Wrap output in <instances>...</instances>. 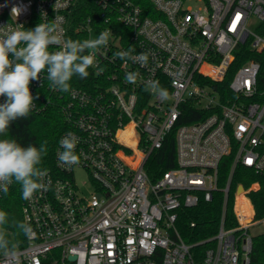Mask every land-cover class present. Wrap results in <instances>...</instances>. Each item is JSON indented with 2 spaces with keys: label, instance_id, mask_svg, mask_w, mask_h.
Segmentation results:
<instances>
[{
  "label": "built area",
  "instance_id": "1",
  "mask_svg": "<svg viewBox=\"0 0 264 264\" xmlns=\"http://www.w3.org/2000/svg\"><path fill=\"white\" fill-rule=\"evenodd\" d=\"M85 1L0 0V27L34 29L59 18L69 38L73 13ZM87 1L95 8L77 20L83 40L107 29L112 33L96 57L99 67L92 68L97 81L67 93L52 90L46 73L31 82L38 97L31 112L56 104L66 126L55 167L44 169L48 190L23 199V222L31 225L32 239L17 246L14 260L0 254V264H251L254 236L264 233V214L257 216L250 197L260 180L237 184V224L226 225L225 205L235 173L247 179L264 175L261 63L250 59L236 70L226 103L213 83L225 79L240 44L248 40L252 52L264 53V0ZM14 6L23 9L18 17L11 15ZM130 47L133 55L150 53L146 66L115 57ZM129 72L139 73L135 83L126 82ZM148 80L159 81L169 98L145 91ZM186 102L211 114L177 127V167L152 181L145 164L163 146ZM68 132L79 140L80 162L70 168L57 156ZM227 156L231 170L220 187L219 166ZM78 170L85 174L83 183ZM218 190L225 199L218 232L198 243L184 241L179 210L211 201ZM255 227L262 231L253 233ZM206 243L201 254L193 251Z\"/></svg>",
  "mask_w": 264,
  "mask_h": 264
},
{
  "label": "clouds",
  "instance_id": "2",
  "mask_svg": "<svg viewBox=\"0 0 264 264\" xmlns=\"http://www.w3.org/2000/svg\"><path fill=\"white\" fill-rule=\"evenodd\" d=\"M22 10L14 6L11 15L18 17ZM111 34L107 29L96 38L73 40L65 36L59 18L39 23L34 29H25L22 24L0 27V97L5 98L0 103V137H6L13 121L28 118L34 109V101L38 97H34L30 90L32 81L40 80L41 74L46 73L52 90L69 92L74 76L87 78L89 68L99 67L96 57L102 48L107 47ZM51 46L58 50L50 51ZM134 51L130 47L114 55L120 60L146 66L150 53L133 55ZM138 76L139 73L129 72L126 82L135 83ZM145 91L160 100H167L170 95L157 80L146 81ZM78 142L73 132L60 139L63 150L57 156L61 166L70 168L79 164L80 158L75 151ZM47 152V142L39 147L31 144L24 147L15 138H0V192L6 195L9 187L16 183L21 187L22 199L31 201L37 192L47 191L50 181L45 183L47 173L41 168ZM6 224L8 214L0 210V254L11 261L17 256V244L9 239L4 227ZM15 227L18 233L32 239L30 224L18 221Z\"/></svg>",
  "mask_w": 264,
  "mask_h": 264
},
{
  "label": "trees",
  "instance_id": "3",
  "mask_svg": "<svg viewBox=\"0 0 264 264\" xmlns=\"http://www.w3.org/2000/svg\"><path fill=\"white\" fill-rule=\"evenodd\" d=\"M95 8L93 2L87 0L81 2L73 13V21L69 24V38L73 40H83L81 34L77 31L78 18L87 15ZM250 59H257L261 63L259 76V85L264 88V53H255L250 49L249 41L242 43L236 50V58L231 64L229 71L222 82H214L213 86L219 90L222 96V102L226 103L227 98L232 94L230 83L236 70L247 63ZM87 78L81 79L74 76L70 81L71 87L92 88L97 78L92 68L88 69ZM209 82V81H208ZM182 114L179 117L174 129L167 135L163 146L154 150L146 164L145 169L152 181H157L163 173L171 168L177 167L176 152V129L180 125L192 123L204 119L211 114L209 110H202L193 102H186L181 105ZM65 121L59 107L53 104L42 112H31L28 118H18L13 121L8 129L6 137L15 138L22 146L34 145L39 147L42 143L47 142L48 152L43 158L41 168L53 169L55 167V149L61 133L65 129ZM231 156L223 158L219 166V185L224 187L231 170ZM238 171L233 175L232 184L228 199L225 205L226 225L233 226L237 224L234 214L235 190L239 182L248 186L251 181L260 180L261 187L259 190L250 194L255 204L257 216L264 214V175L255 176L249 174V178H244ZM242 203H246L243 195H239ZM22 193L19 184L14 183L8 193L0 198V210L8 214V224L4 227L7 231L9 239L21 246L25 241V236L18 233L15 224L23 222L22 216ZM224 192L218 190L213 193V199L209 202L201 200L197 206L190 208H181L177 219V227L184 241L188 243H198L215 235L220 226L223 210H224ZM195 225H192V224ZM208 244H199L194 246L193 251L197 254L202 253ZM251 264H264V233L254 236L253 251L251 253Z\"/></svg>",
  "mask_w": 264,
  "mask_h": 264
},
{
  "label": "rangeland",
  "instance_id": "4",
  "mask_svg": "<svg viewBox=\"0 0 264 264\" xmlns=\"http://www.w3.org/2000/svg\"><path fill=\"white\" fill-rule=\"evenodd\" d=\"M77 177H78V181L80 183H83V181L86 179L85 178V174H84V172L82 170H78L77 171ZM252 231H253V233L261 232L262 228L261 227H255V228H253Z\"/></svg>",
  "mask_w": 264,
  "mask_h": 264
},
{
  "label": "water",
  "instance_id": "5",
  "mask_svg": "<svg viewBox=\"0 0 264 264\" xmlns=\"http://www.w3.org/2000/svg\"><path fill=\"white\" fill-rule=\"evenodd\" d=\"M71 259H74V257L72 256Z\"/></svg>",
  "mask_w": 264,
  "mask_h": 264
},
{
  "label": "snow or ice",
  "instance_id": "6",
  "mask_svg": "<svg viewBox=\"0 0 264 264\" xmlns=\"http://www.w3.org/2000/svg\"><path fill=\"white\" fill-rule=\"evenodd\" d=\"M239 17H237V19H238Z\"/></svg>",
  "mask_w": 264,
  "mask_h": 264
}]
</instances>
